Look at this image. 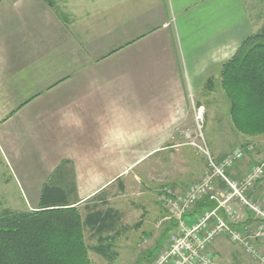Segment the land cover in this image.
Instances as JSON below:
<instances>
[{
  "label": "crops",
  "instance_id": "obj_1",
  "mask_svg": "<svg viewBox=\"0 0 264 264\" xmlns=\"http://www.w3.org/2000/svg\"><path fill=\"white\" fill-rule=\"evenodd\" d=\"M257 30L246 0L0 1V171L4 161L36 201L20 210L37 209L44 184L65 177L74 206L103 193L122 211L113 191L133 174L162 207L151 158L175 150L207 78ZM215 182L222 200L227 186ZM216 206L205 199L185 220ZM227 207L235 218L219 215L235 229L256 224L237 201ZM227 238L211 245L215 259L241 264L247 255Z\"/></svg>",
  "mask_w": 264,
  "mask_h": 264
},
{
  "label": "rangeland",
  "instance_id": "obj_2",
  "mask_svg": "<svg viewBox=\"0 0 264 264\" xmlns=\"http://www.w3.org/2000/svg\"><path fill=\"white\" fill-rule=\"evenodd\" d=\"M246 1L251 18L257 20V32L264 29V0ZM220 73L221 71L217 77L215 76L213 91L203 88L201 94L203 97H200L203 104L200 107L196 103L197 113L193 114L192 112L191 118L188 121L189 124L186 126V134L178 135L176 139H172L178 143L177 147L175 146V150L173 152L168 150L162 151L151 158V160L153 159L156 162L152 167H149V171L151 172L150 179L158 176L156 178L163 183L160 191H163L166 187H170L176 191L173 183L180 184L187 181L189 184L185 185L183 183V191H176L177 193H183L186 188L193 186L197 182L202 181L207 175L212 174L213 171L209 165L210 157L204 151L205 149L209 150L211 157L216 161L217 165L223 166L226 174L234 180L242 181L245 177L250 176L256 167L264 165V129L247 131L235 121L231 110V98L227 94L228 90L223 87ZM194 99L197 101L196 95ZM200 134L206 139L205 147L202 145ZM2 164L3 167L0 172L4 173V175L0 177V214L3 210L10 207L20 210L28 208L26 206L28 204H35L36 201L25 194V189H21V185L14 178V173L7 164L4 161ZM127 183V191L120 190L119 188L113 191L116 197L114 203L118 204L123 209L122 211L126 213L124 225L128 224L134 227L143 217L145 218L143 222H145L140 229L131 228L130 231L118 238V247L122 254L116 261L109 263L99 255L88 250L86 256L91 262L90 264H160L158 261L161 253L163 254L171 248L170 244L173 239L171 237L179 234L181 231L182 227L180 226L176 230H171V223L174 222H172L174 217L171 215L175 213L169 212L165 204H161L163 208L156 205L155 209L153 198H148L146 191H144L145 193L142 191L145 195H141L142 186L136 174L130 176ZM257 185L260 191L257 194H255L256 192L254 194L250 193V195L256 201L264 200L262 193L264 185L259 182ZM23 186L25 188V185ZM140 196L147 199L142 201L139 198ZM84 206L83 204L81 209ZM77 207L80 208V206ZM157 207L160 210L165 209V212L162 210L159 213ZM162 215L164 219L160 218ZM256 225L257 223L254 226L247 224L245 227L248 228L250 226L252 229H255ZM222 238L224 240L223 236L218 239L222 240ZM83 239L87 247L94 244V241L90 239V235L87 232L83 233ZM230 242L232 241L226 240L224 242L226 247H231ZM158 244H161V246L158 247ZM240 248L244 252L242 254L247 255V258L242 257L241 264H260L259 262H252L249 258L251 254H248L249 252L243 247L240 246ZM258 251L264 255V248L261 251L258 247ZM147 257L150 260L146 261ZM176 262H178L177 258L166 264H176Z\"/></svg>",
  "mask_w": 264,
  "mask_h": 264
},
{
  "label": "trees",
  "instance_id": "obj_3",
  "mask_svg": "<svg viewBox=\"0 0 264 264\" xmlns=\"http://www.w3.org/2000/svg\"><path fill=\"white\" fill-rule=\"evenodd\" d=\"M220 75L235 121L247 131L264 129V29L243 42ZM214 84L211 75L204 88L213 91ZM65 179L44 184L37 209L2 211L0 264H90L88 250L109 263L120 257L118 238L131 228L138 229L143 218L134 227L124 225V213L110 206L103 193L88 200L83 209L74 206V185ZM173 225L175 229L177 224ZM84 232L94 241L89 247L84 244Z\"/></svg>",
  "mask_w": 264,
  "mask_h": 264
},
{
  "label": "built area",
  "instance_id": "obj_4",
  "mask_svg": "<svg viewBox=\"0 0 264 264\" xmlns=\"http://www.w3.org/2000/svg\"><path fill=\"white\" fill-rule=\"evenodd\" d=\"M200 139L205 147L206 139L202 134ZM204 151L210 157L212 174L186 188L183 193H177L170 187L160 192L159 201L162 205H166L169 212L175 213L171 216L177 219L182 228L179 234L171 237L173 238L171 248L161 253L158 263L166 264L177 258L176 264H221L215 259L211 245L217 238L227 236L233 243L247 250L253 259L264 264V255L259 253L257 247L258 240L264 238V200L256 201L250 195L258 189V182L264 183V165H259L250 176L238 181L230 178L223 166L217 165L208 149ZM217 179L227 186V192L222 200H220L221 190L215 182ZM262 189L264 196V186ZM205 199L219 203V206L206 209L195 222H187L185 217ZM233 201H237L243 208H248L253 213L257 223L255 229L250 226L241 230L235 229L221 218L220 208L226 210L233 219L235 218L233 209L227 207V204Z\"/></svg>",
  "mask_w": 264,
  "mask_h": 264
}]
</instances>
